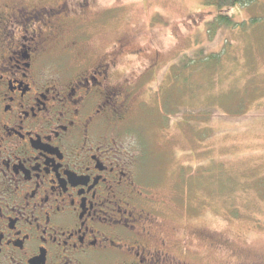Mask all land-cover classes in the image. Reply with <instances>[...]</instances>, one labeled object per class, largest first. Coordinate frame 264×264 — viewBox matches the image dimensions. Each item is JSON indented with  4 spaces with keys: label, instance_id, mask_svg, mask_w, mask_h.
Wrapping results in <instances>:
<instances>
[{
    "label": "flooded vegetation",
    "instance_id": "1",
    "mask_svg": "<svg viewBox=\"0 0 264 264\" xmlns=\"http://www.w3.org/2000/svg\"><path fill=\"white\" fill-rule=\"evenodd\" d=\"M58 5L0 18V264H192L119 139L134 87L81 49L90 0Z\"/></svg>",
    "mask_w": 264,
    "mask_h": 264
},
{
    "label": "rangeland",
    "instance_id": "2",
    "mask_svg": "<svg viewBox=\"0 0 264 264\" xmlns=\"http://www.w3.org/2000/svg\"><path fill=\"white\" fill-rule=\"evenodd\" d=\"M90 2L78 34L91 38L81 49L115 56L116 79L134 87L119 139L155 199L173 200L166 222L182 236L184 257L264 264V0L223 9L234 25L209 35L218 13L205 0ZM65 3L82 0H0V18L13 4ZM199 49L219 59L182 69ZM55 57L62 72L68 58Z\"/></svg>",
    "mask_w": 264,
    "mask_h": 264
},
{
    "label": "trees",
    "instance_id": "3",
    "mask_svg": "<svg viewBox=\"0 0 264 264\" xmlns=\"http://www.w3.org/2000/svg\"><path fill=\"white\" fill-rule=\"evenodd\" d=\"M253 2H254V0H205L206 6L215 8L217 10V13H218V16L215 17L216 18L215 21L217 20V26L214 29L208 28V30H207L208 35L214 33L216 30H219L221 28H225V27H229V26L234 25V23L231 21L229 16H227L226 14L220 13L223 9H230V8H234V7L246 6V5H249ZM183 58H184L183 65H182V63L180 65H181L182 69L186 70L189 67H191L192 65H194L195 63H197L199 68H202V66H204L205 64L210 63L211 60H218L219 55L218 54H212V53L207 55L204 53V51L202 49H199L193 55H190L189 57L184 55ZM217 66H218V63L215 65V68ZM199 71L201 72L202 69H200ZM260 183H261V181L259 182V184Z\"/></svg>",
    "mask_w": 264,
    "mask_h": 264
}]
</instances>
